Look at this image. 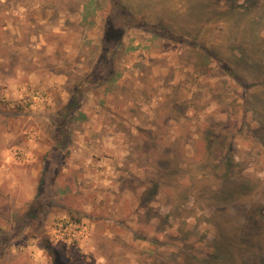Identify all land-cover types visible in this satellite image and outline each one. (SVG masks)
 Listing matches in <instances>:
<instances>
[{
	"label": "rangeland",
	"instance_id": "rangeland-1",
	"mask_svg": "<svg viewBox=\"0 0 264 264\" xmlns=\"http://www.w3.org/2000/svg\"><path fill=\"white\" fill-rule=\"evenodd\" d=\"M218 244L264 264V0H0V264Z\"/></svg>",
	"mask_w": 264,
	"mask_h": 264
},
{
	"label": "trees",
	"instance_id": "trees-1",
	"mask_svg": "<svg viewBox=\"0 0 264 264\" xmlns=\"http://www.w3.org/2000/svg\"><path fill=\"white\" fill-rule=\"evenodd\" d=\"M113 27V28H112ZM111 27V30H114V25ZM225 164H226V162H225ZM227 165V164H226ZM227 168H228V165L226 166ZM244 188H245V186H244ZM225 226H226V224H225ZM250 234H252V235H254V234H256V232H250ZM220 250H221V247H220V245L218 244L217 245V247H216V249L214 250L215 251V253L213 254V257H212V259H214L215 258V263L216 264H218V262L220 263H222V262H224L223 264H225V262H226V260L227 259H225V254L223 253H221L220 252ZM225 260V261H224Z\"/></svg>",
	"mask_w": 264,
	"mask_h": 264
}]
</instances>
